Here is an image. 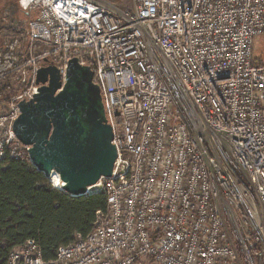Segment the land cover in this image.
Instances as JSON below:
<instances>
[{"label":"built area","instance_id":"built-area-1","mask_svg":"<svg viewBox=\"0 0 264 264\" xmlns=\"http://www.w3.org/2000/svg\"><path fill=\"white\" fill-rule=\"evenodd\" d=\"M19 5L35 17L25 60L12 61L24 89L0 109V163L31 162L14 131L19 102L38 92L47 62L65 83L72 58L94 71L118 155L112 175L87 188L107 199L92 232L49 260L27 240L4 264H242L224 214L244 264L264 259V63H254L264 0Z\"/></svg>","mask_w":264,"mask_h":264},{"label":"water","instance_id":"water-1","mask_svg":"<svg viewBox=\"0 0 264 264\" xmlns=\"http://www.w3.org/2000/svg\"><path fill=\"white\" fill-rule=\"evenodd\" d=\"M36 83L40 86L35 96L19 102L14 131L31 146L34 167L46 177L55 170L63 190L86 195L89 186L112 175L118 155L94 71L72 58L63 83L58 67L47 62Z\"/></svg>","mask_w":264,"mask_h":264},{"label":"trees","instance_id":"trees-1","mask_svg":"<svg viewBox=\"0 0 264 264\" xmlns=\"http://www.w3.org/2000/svg\"><path fill=\"white\" fill-rule=\"evenodd\" d=\"M7 33L14 38L0 51L3 81L13 78L12 61L25 60L27 48L25 29L8 28ZM21 45L23 49H19ZM254 63H264V59L255 57ZM13 93L9 84L0 85L3 101ZM99 210H107L104 194L73 196L53 188L31 162L4 160L0 163V264L5 263L12 248L27 240H35L40 245L46 260L55 258L56 249L72 242L77 233L86 235L94 230ZM144 261L155 263L152 257H146L137 264Z\"/></svg>","mask_w":264,"mask_h":264},{"label":"rangeland","instance_id":"rangeland-1","mask_svg":"<svg viewBox=\"0 0 264 264\" xmlns=\"http://www.w3.org/2000/svg\"><path fill=\"white\" fill-rule=\"evenodd\" d=\"M106 2L107 4H114L117 7L123 9L125 7L133 6V0H100ZM4 4V5H3ZM8 13V14H7ZM31 16L26 15L25 11L20 7L19 0H0V51L4 48V46L9 45L10 41L13 36L7 33L8 28L11 30L16 29H25L27 27V23L29 22ZM27 21V22H26ZM26 32V30H25ZM25 39V38H24ZM26 43V42H25ZM19 49H23L24 46H19ZM255 57L257 59H264V36H258L255 40ZM0 85H7L9 84L11 88L15 91L13 95H16L21 89L23 90L24 87L21 83L16 81V78H9L7 80H2ZM11 95L10 98L13 96ZM7 101H3L0 99V109L5 107L8 104ZM226 219L227 229L229 231L230 240L233 245L236 246L240 253V261L244 264V257H243V246L241 241L239 240V236L237 234V222L231 214H224ZM139 264H157L151 263L149 261H144L143 263ZM257 264H264L263 257H260L257 261Z\"/></svg>","mask_w":264,"mask_h":264},{"label":"bare ground","instance_id":"bare-ground-1","mask_svg":"<svg viewBox=\"0 0 264 264\" xmlns=\"http://www.w3.org/2000/svg\"><path fill=\"white\" fill-rule=\"evenodd\" d=\"M48 177L51 178L52 180H54L56 184H59L58 186H61L62 180L60 178V175L55 170L51 169L50 172L47 174V178Z\"/></svg>","mask_w":264,"mask_h":264},{"label":"crops","instance_id":"crops-1","mask_svg":"<svg viewBox=\"0 0 264 264\" xmlns=\"http://www.w3.org/2000/svg\"><path fill=\"white\" fill-rule=\"evenodd\" d=\"M4 5V4H3ZM8 14V13H7ZM26 15H30L31 18L35 17V13H29V12H25ZM30 18V19H31ZM27 22V21H26ZM28 24V23H27ZM25 30H26V34H27V27L25 26Z\"/></svg>","mask_w":264,"mask_h":264}]
</instances>
